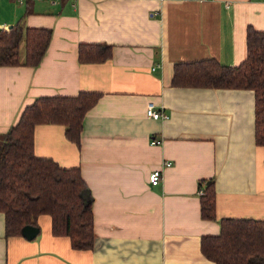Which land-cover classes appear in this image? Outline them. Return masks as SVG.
Listing matches in <instances>:
<instances>
[{"label":"crops","instance_id":"obj_1","mask_svg":"<svg viewBox=\"0 0 264 264\" xmlns=\"http://www.w3.org/2000/svg\"><path fill=\"white\" fill-rule=\"evenodd\" d=\"M18 19L52 35L38 65H0V134L37 96L101 93L79 145L61 124L34 130L36 156L79 167L95 245L72 248L51 232L49 214L38 216L32 239L5 236L0 212V264H216L200 237L217 234L220 217L264 220L253 90L171 84L175 62L239 64L246 26L264 30V0H0V25ZM83 42L109 44L111 56L79 62ZM148 101L168 117H148ZM210 179L216 218L203 219L199 182Z\"/></svg>","mask_w":264,"mask_h":264},{"label":"trees","instance_id":"obj_2","mask_svg":"<svg viewBox=\"0 0 264 264\" xmlns=\"http://www.w3.org/2000/svg\"><path fill=\"white\" fill-rule=\"evenodd\" d=\"M52 29L24 25L20 19L0 28V65L36 66L42 59ZM246 56L237 65L209 57L175 62L171 84L211 88L250 89L254 93L255 142L264 144V30L248 24ZM22 48V49H21ZM23 56L20 58V51ZM79 62H99L111 56V45L79 43ZM80 90L76 95H41L25 105L17 121L0 134V212L5 236L22 235L25 224H37L40 214L51 217V232L66 235L76 249L95 245L92 195L79 167H62L34 152V130L43 123L64 126L65 137L79 145L82 120L100 96ZM200 216L215 219L214 181L201 180ZM217 234L200 237L202 254L216 264H264V220L220 217Z\"/></svg>","mask_w":264,"mask_h":264},{"label":"built area","instance_id":"obj_3","mask_svg":"<svg viewBox=\"0 0 264 264\" xmlns=\"http://www.w3.org/2000/svg\"><path fill=\"white\" fill-rule=\"evenodd\" d=\"M0 28L3 29V30H7L8 29V27L1 26V25H0ZM145 111H146V115L148 117H151V118H154V119L168 117V115L166 113L156 109L155 105H154V103L152 101H148ZM167 164H169V163L167 162ZM160 178H161V173H160L159 169H153L149 173V181L152 184L158 183ZM202 193H203V187L199 189V194H202Z\"/></svg>","mask_w":264,"mask_h":264},{"label":"water","instance_id":"obj_4","mask_svg":"<svg viewBox=\"0 0 264 264\" xmlns=\"http://www.w3.org/2000/svg\"><path fill=\"white\" fill-rule=\"evenodd\" d=\"M11 25H9L10 27ZM39 232V227L32 224H25L21 227V233L28 239H32Z\"/></svg>","mask_w":264,"mask_h":264},{"label":"rangeland","instance_id":"obj_5","mask_svg":"<svg viewBox=\"0 0 264 264\" xmlns=\"http://www.w3.org/2000/svg\"><path fill=\"white\" fill-rule=\"evenodd\" d=\"M22 49V48H21ZM23 56V52L22 50L20 51V58Z\"/></svg>","mask_w":264,"mask_h":264}]
</instances>
